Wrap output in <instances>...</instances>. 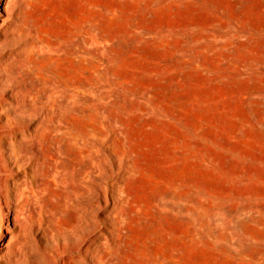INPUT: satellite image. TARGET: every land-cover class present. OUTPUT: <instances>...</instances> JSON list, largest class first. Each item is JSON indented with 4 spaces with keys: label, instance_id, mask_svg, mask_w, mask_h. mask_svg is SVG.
Here are the masks:
<instances>
[{
    "label": "rangeland",
    "instance_id": "1",
    "mask_svg": "<svg viewBox=\"0 0 264 264\" xmlns=\"http://www.w3.org/2000/svg\"><path fill=\"white\" fill-rule=\"evenodd\" d=\"M5 16L0 124L63 103L108 194L80 158L65 183L40 163L38 214L9 239L0 213L10 263L264 264V0H11Z\"/></svg>",
    "mask_w": 264,
    "mask_h": 264
},
{
    "label": "bare ground",
    "instance_id": "2",
    "mask_svg": "<svg viewBox=\"0 0 264 264\" xmlns=\"http://www.w3.org/2000/svg\"><path fill=\"white\" fill-rule=\"evenodd\" d=\"M10 1L0 0V25H3L6 20L7 5ZM2 34L3 32L0 29V41ZM41 48L39 45L33 46L35 53H39ZM9 67L7 64H3L0 59V88L7 85L5 81L8 79L5 78L4 81L2 73L7 74ZM6 77L9 78L8 75ZM9 89L8 95L12 96L13 90L12 88ZM55 94V92H51V96L56 97ZM76 95L77 91L72 90L71 97L75 98ZM7 105L8 100L3 94L0 96V122L7 117L2 113V108ZM66 108L67 106L64 107L63 103L59 104L56 109L46 112V117L43 116L42 121L32 127H13L0 124V213H3L7 222L5 236L9 239L18 222L23 224L38 214L37 205L42 193V183L37 179L40 163L42 165L41 169L45 172L44 174L47 173L50 176L57 174L61 181L63 173L66 172L61 171V167L64 168V157L82 159L81 166L84 170V179L89 183L87 189L89 191L96 189L98 195H102L106 201L108 199L107 192L105 190L100 192V189L97 188V185H100L93 179L94 176L98 177L105 172V169L101 167L102 161L95 157L93 129L86 130L85 136L81 137L80 134L74 131L73 127L66 125L65 121L69 119V111ZM47 117L49 122L45 120ZM42 140L45 144V150L41 158H35L37 151H35L33 144ZM66 161L70 162L68 159ZM94 183L95 187L93 186ZM112 185H115V182ZM49 186L48 193L54 185ZM37 188H40V190ZM54 190L56 191V189ZM53 192L51 191L50 194H53ZM50 194L48 196L52 197ZM54 195H57V192H54ZM2 207L5 211H2ZM197 217H200L198 220L203 226L208 227L205 218L203 219L200 215ZM211 233L217 239L226 240V236L214 230V228ZM6 254V243L2 241L0 242V264H16L15 262L10 263L6 258ZM94 261L91 256L86 254L77 263L68 261L64 264H95Z\"/></svg>",
    "mask_w": 264,
    "mask_h": 264
}]
</instances>
